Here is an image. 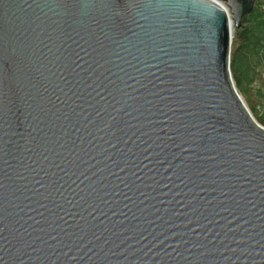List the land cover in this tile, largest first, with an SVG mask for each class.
<instances>
[{"label": "water", "instance_id": "1", "mask_svg": "<svg viewBox=\"0 0 264 264\" xmlns=\"http://www.w3.org/2000/svg\"><path fill=\"white\" fill-rule=\"evenodd\" d=\"M180 2L0 0L3 264H264L255 0Z\"/></svg>", "mask_w": 264, "mask_h": 264}, {"label": "trees", "instance_id": "2", "mask_svg": "<svg viewBox=\"0 0 264 264\" xmlns=\"http://www.w3.org/2000/svg\"><path fill=\"white\" fill-rule=\"evenodd\" d=\"M230 70L235 86L246 96L247 90H251L255 81L264 74V0H255L252 11L242 18L238 28L233 29ZM255 94L257 104L261 99L264 107V90L257 87ZM251 108L255 111L254 104ZM256 119L264 126V111Z\"/></svg>", "mask_w": 264, "mask_h": 264}, {"label": "rangeland", "instance_id": "3", "mask_svg": "<svg viewBox=\"0 0 264 264\" xmlns=\"http://www.w3.org/2000/svg\"><path fill=\"white\" fill-rule=\"evenodd\" d=\"M232 33H233V31H232ZM232 38H233V34H232ZM257 87L262 88L264 90V74H262L261 79L255 81V83L251 87V90H247L248 91V96H246L245 93L242 90L238 89V87H236L237 92L241 96L242 100L244 101V103L246 104V106L248 107L250 113L252 114V116L255 118L256 121H257L256 117L257 116H262L263 115V111H264V107L262 105L263 100L259 99L260 103L257 104L258 103V97L255 96L256 95L255 94V90H256ZM252 104H254V106H255V111L252 110V108H251Z\"/></svg>", "mask_w": 264, "mask_h": 264}, {"label": "snow or ice", "instance_id": "4", "mask_svg": "<svg viewBox=\"0 0 264 264\" xmlns=\"http://www.w3.org/2000/svg\"><path fill=\"white\" fill-rule=\"evenodd\" d=\"M86 2H96V0H65V6L71 10V9L79 8L81 4L86 3ZM130 2L132 5L138 6L141 3V0H130ZM111 5L117 8L120 7V5L117 3V0H111ZM148 6H151V5L149 4ZM174 6L179 7V8L183 7L184 0H182V2L180 3H177ZM159 51L163 52L164 49L160 48ZM0 264H3V261H0Z\"/></svg>", "mask_w": 264, "mask_h": 264}, {"label": "bare ground", "instance_id": "5", "mask_svg": "<svg viewBox=\"0 0 264 264\" xmlns=\"http://www.w3.org/2000/svg\"><path fill=\"white\" fill-rule=\"evenodd\" d=\"M218 1V0H217Z\"/></svg>", "mask_w": 264, "mask_h": 264}]
</instances>
